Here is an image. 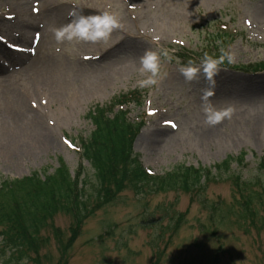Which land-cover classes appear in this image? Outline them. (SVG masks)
Segmentation results:
<instances>
[{
	"label": "rangeland",
	"instance_id": "obj_1",
	"mask_svg": "<svg viewBox=\"0 0 264 264\" xmlns=\"http://www.w3.org/2000/svg\"><path fill=\"white\" fill-rule=\"evenodd\" d=\"M73 1L82 5L69 9L64 0H51L53 14L44 13L42 1L39 11L43 15L35 21L30 19L34 16L31 3L0 0L1 47L9 42L23 49L32 47L34 52L19 57L6 50L0 53V81L11 76L10 85H4L10 94L0 97V184L35 173L51 175L62 165L75 177L82 166L80 186L92 192L93 170L77 150L67 146L65 138L78 140L80 146L81 139L88 140L96 132L87 116L132 92L138 105L129 101L115 109H128L133 124L144 116L147 123L140 125L129 157L139 156L142 167L156 176L182 165L211 169L212 173L199 190L190 193L158 192L147 183L134 190L127 183L117 186L114 178L107 186L117 188L118 198L88 214L76 240L69 239L71 217L54 216L39 230V240L45 244L20 264H264V130L257 133L264 109L237 102L240 88H244L239 86L241 82L247 84L251 79L264 90V0H184L171 5L148 0L65 3ZM153 4L156 10L149 12ZM73 10L84 15L117 13L122 27L106 42H58L54 30L71 22ZM154 14L162 19L154 20ZM5 15L11 19L4 20ZM31 23H35L32 29L25 27ZM148 23L156 30L165 27L163 33L170 38L182 37L190 50L169 46L166 41L153 44L145 33L133 32L134 27L144 29ZM222 49L233 56L232 62L225 57L213 67L203 64L206 55L220 61ZM164 50L170 59L163 55ZM147 51L162 52L160 76L156 85L141 88L139 81L152 75L142 71L141 59ZM101 52L104 55L97 61L81 59ZM236 64H240L239 70L225 66ZM189 68L197 69L191 79L185 75ZM213 72L230 83H206ZM43 75L46 77L41 79ZM48 82L52 85L46 86ZM42 86L51 91L50 106L43 113L41 100L35 97ZM12 88L21 93L24 104L20 109ZM206 92L211 95L205 99ZM230 101L237 102L230 109L238 116L225 118L218 136L208 145L200 136L213 134L216 125L206 122L204 109H228L224 102ZM148 107L157 113L147 115ZM26 108L41 113L37 116L51 130L53 147L39 142L26 126L18 136L8 139V133L4 144L9 129L4 115H20ZM94 207L92 203L91 209ZM57 229L63 233L58 238L53 235ZM10 257L0 249V264H7Z\"/></svg>",
	"mask_w": 264,
	"mask_h": 264
},
{
	"label": "trees",
	"instance_id": "obj_2",
	"mask_svg": "<svg viewBox=\"0 0 264 264\" xmlns=\"http://www.w3.org/2000/svg\"><path fill=\"white\" fill-rule=\"evenodd\" d=\"M102 112L92 117L97 131L83 145V156L92 168L95 179L91 186L92 192L89 193L83 187L78 190L77 180L71 178L69 169L63 165L51 175L45 173L42 177L35 173L29 178L6 182L1 186L0 237L3 251L11 255L9 262L15 260L19 263L30 252L38 253L39 230L54 216L68 215L75 219L79 227L83 224V215L91 211L90 200L95 199L96 208L116 200L120 192L117 188L107 186L112 179H116L117 186L127 183L134 190L142 188L148 180L136 161L129 157L130 143L134 137V133L129 132L134 130L131 129L132 125L121 112L115 113L111 119L105 118ZM225 164L227 162L218 168L222 169ZM209 172L179 166L166 177L154 179L152 183L158 192L179 190L190 193L201 188L204 178L210 179L207 177ZM75 229L72 227L73 231Z\"/></svg>",
	"mask_w": 264,
	"mask_h": 264
},
{
	"label": "bare ground",
	"instance_id": "obj_3",
	"mask_svg": "<svg viewBox=\"0 0 264 264\" xmlns=\"http://www.w3.org/2000/svg\"><path fill=\"white\" fill-rule=\"evenodd\" d=\"M25 1H27L28 3H31V4L37 3L36 0H25ZM42 1L44 2L43 4L45 6L44 13L49 14L48 12L51 11V14H53V10L51 9L53 3L51 2V0H47L46 2H45V0H41V2ZM148 1H162L159 3H166V5H169V4L171 5L174 3L183 2L184 0H148ZM21 2H22V0H21ZM212 2H214V1L211 0L210 3H212ZM141 7H144V6H141ZM67 8H69V7H67ZM137 9L138 8H136V10ZM155 10H156V6L153 4L152 6H150V9L148 11L153 12ZM30 19L36 20L35 17H31ZM153 19L154 20L155 19L161 20L162 18L159 17L158 15L154 14ZM23 27H24V24L22 25V28ZM26 27L30 29L33 26L28 25ZM41 41H42V38L40 39V42ZM5 50H6L5 47H1V43H0V51H1L0 53H2V52L4 53ZM129 61H131V60H129ZM45 77H46V75H43L41 79H43ZM10 78H11V76H7L6 78H4V81H0V87L5 88L4 91H0V97H3V94H5V93L10 94V92H8V87L4 86L5 84L10 85V81H11ZM37 79H39V78H37ZM208 81H215V82H218V83L223 84V85L230 83V82L226 81L224 79V77L221 79L220 74L218 72L209 73V75L205 78V82L208 83ZM246 81L249 83L243 84L241 82V84L239 85V86H243L244 88H240L239 92L241 94H238L240 97H237L239 99L237 102L240 101L241 104L243 103L244 105H251V107H256V109L258 107L259 109L263 110L264 109V90L259 88V87H261V84L253 82L251 79L246 80ZM50 85H52L51 82H48L46 84V86H50ZM246 86H250L251 89H249L250 87H246ZM11 93H13V94H11L12 96L14 94H16L15 102H16L18 108L20 109V107L24 104L22 99H21V93L19 92V90L17 88H12ZM50 94H51L50 89L42 86V88L38 90V93L35 95V97L42 101V106L48 108L50 105L49 101H48V98L51 97ZM241 98H242V100H240ZM237 102H233V101L224 102L225 103L224 105L228 106L230 108L233 105L232 103H237ZM210 104L212 105V103H210ZM40 109H41V111H43V107H40ZM259 109H257V110L259 111ZM37 115L41 116V113H38L37 109L36 110L31 109L30 110L28 108L23 110V113L20 112V115H18V112H16V113L10 112V114L4 115L7 119V121L9 122V129H8V131L5 132V134H7V135H6L4 144L6 143L8 133H9L8 139H10V137L12 138V137L18 136V135H20V133L18 131L21 130V133L24 132V130H25L24 126H26L28 131L36 134L39 142H41L46 147H53L54 139L52 137L51 130H49L47 127H45L44 124L42 125V121L40 120V117H38ZM237 116H238V114L236 112H233V110H232L230 119H232V117H237ZM254 123H253V126H254ZM221 127H222L221 124H218L213 128V130H212L213 134L212 133L201 134L200 137L203 138L204 142H206V143H208V145H210L212 143V140H215V138L218 136V131H219V128H221ZM257 127L259 129V130H257V133H261V131L264 130V118L259 122Z\"/></svg>",
	"mask_w": 264,
	"mask_h": 264
},
{
	"label": "clouds",
	"instance_id": "obj_4",
	"mask_svg": "<svg viewBox=\"0 0 264 264\" xmlns=\"http://www.w3.org/2000/svg\"><path fill=\"white\" fill-rule=\"evenodd\" d=\"M71 22L54 30L55 38L58 42H98L107 41L112 35L113 31L122 27L119 15L110 11H105L95 15L78 14L75 10L70 13ZM221 61L226 57L229 62H232L233 56L230 53L223 52ZM163 55L167 58L169 52L162 51ZM161 51H147L141 59L142 71L151 73V78L139 81L141 88L156 85L158 77L160 76V61ZM203 63L209 67L216 66L218 61L210 56H205ZM197 69L189 68L185 71L188 78H192ZM211 95L210 92L205 93V99ZM207 116L206 122L210 126L220 124L225 118H230L232 109L216 110L211 106L204 109Z\"/></svg>",
	"mask_w": 264,
	"mask_h": 264
},
{
	"label": "snow or ice",
	"instance_id": "obj_5",
	"mask_svg": "<svg viewBox=\"0 0 264 264\" xmlns=\"http://www.w3.org/2000/svg\"><path fill=\"white\" fill-rule=\"evenodd\" d=\"M38 10H39L38 7L37 8H34V11H37L38 12Z\"/></svg>",
	"mask_w": 264,
	"mask_h": 264
}]
</instances>
